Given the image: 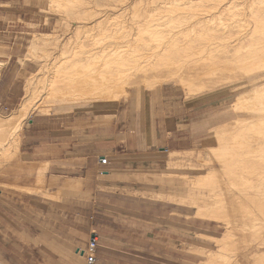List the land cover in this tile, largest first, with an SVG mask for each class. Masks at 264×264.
Instances as JSON below:
<instances>
[{
    "label": "bare ground",
    "instance_id": "bare-ground-1",
    "mask_svg": "<svg viewBox=\"0 0 264 264\" xmlns=\"http://www.w3.org/2000/svg\"><path fill=\"white\" fill-rule=\"evenodd\" d=\"M74 2L75 0H48L49 7L59 8L60 11V8L64 11L70 6L74 8ZM147 2L154 3L149 6H153V9L150 8L151 13L145 11L146 9L143 10L147 12L146 15L142 14L143 16L138 13L141 18L134 16L137 11L132 13L133 18L131 17L129 22L124 18L119 19L120 17L112 19L111 15L107 16L104 22L114 25V28L96 30L90 25V29L83 32L93 44L104 43L105 46L106 43L107 46L92 48L89 44L88 46L91 47L89 50L87 48V51L79 52L77 45H73L70 51H62L57 60L52 62L51 67L47 68L50 71L48 70L49 76L46 79L44 78L47 69L42 70L41 74L37 73L38 71L32 72L27 77L24 86L25 96L22 101L9 115L0 116V165L18 155L22 127L43 99L35 101V98L39 96L38 92L31 91L34 88L37 89L35 83L42 74L43 83H40L39 87L48 90L45 96L53 95L62 101L91 98L95 102L113 103L117 102L122 94L127 96L129 87L133 86L137 87L138 94L144 95L147 90H153L164 82L176 79V83H179L184 90L194 92L225 82L228 77L222 75L226 73L233 74L230 77L237 79L262 73L249 82L250 89L240 93L232 102L234 110L241 107L246 112V116L230 117L213 127L210 130L214 132L213 139L209 137L212 142L204 144L203 148L173 150L168 153L169 165L185 162L190 167H194L195 161H201L203 163L200 165L210 166L206 173L195 177L188 176L190 181L188 188L177 195L182 200L188 201L189 206L195 207V216L214 221L222 219L226 221L228 230L223 236L211 237L216 241L218 249L214 253L208 252L207 256L205 255L207 258L205 262L207 264L229 262L224 251L231 248V242L236 240L243 227L247 225L241 219L253 217L252 219L258 220L260 215H263V212L259 211L264 206L256 203L264 201V168L260 166L261 161L264 160V0H159V2L138 0V3H131V6L136 7ZM154 10L156 11L152 12ZM233 27L238 29V35H235L236 32L233 33L235 31ZM230 30L232 33H228V39L230 34L235 35L233 40L236 44H231L229 41L227 43L225 40L227 35H220V38L222 37L221 39L226 42L224 45L215 44L208 37V43L207 40L204 43L206 37L203 41L199 38V36L204 37L203 34L207 31H214L216 35L218 31L226 33ZM115 32L120 36L116 37ZM191 33H194V36H190ZM213 33L210 39H217V36L213 38ZM48 36V34L34 35L28 44L29 53L35 56L37 50H44V45L52 40L53 35ZM108 38H117L120 42L116 43L117 46L112 45L114 42L110 44ZM192 38L195 44H198L199 38L203 45L199 43L201 45L198 47L199 51L197 49L193 52L192 48V52L182 55L183 52L179 51V42L190 43ZM107 43L115 47H109ZM41 56H39L40 59ZM180 57L185 58L182 60ZM180 68H184V71H180ZM242 84L243 82H238L234 86ZM243 137L248 138L249 141ZM238 138L245 142L243 143L240 139L241 142L239 140L236 142L235 139ZM252 142L256 144L253 145ZM244 147L249 150H247L248 154L256 153L259 156L253 154L255 158L257 157L256 159L250 157V160L249 158L243 160L239 159L240 157H234L236 153L231 154L238 153L239 149ZM203 152L205 155L202 154ZM258 162L261 164L259 165ZM214 164L219 166L215 167ZM38 169L37 182L43 183L45 165H41ZM260 169L262 171H259ZM206 186L212 187L208 189V193L202 191ZM195 187L200 190L195 191ZM234 188L238 189V194L233 191ZM27 189L30 190V187ZM248 189L252 192L250 193ZM210 192H213V195ZM169 197L172 198L170 195ZM228 200L231 204L226 203ZM242 201L249 203H242ZM250 202H255L256 205ZM83 249L78 247L75 255L83 258L77 251ZM232 262V264H238L236 261Z\"/></svg>",
    "mask_w": 264,
    "mask_h": 264
},
{
    "label": "rangeland",
    "instance_id": "rangeland-1",
    "mask_svg": "<svg viewBox=\"0 0 264 264\" xmlns=\"http://www.w3.org/2000/svg\"><path fill=\"white\" fill-rule=\"evenodd\" d=\"M134 2L138 3V0H75L73 5L74 8L70 6L66 8V11H64L63 8H60V11L59 8H56V10L55 8L53 9L52 7H49L48 0H0V63L1 69L6 67L5 73L8 77L11 76V81L9 82L10 87L8 86L9 88L3 91L5 95L7 93L8 103L6 105L0 103V116L5 117L9 115L11 111L14 110L22 101L25 96L24 86L26 84L27 77L32 72L38 71L37 73L41 74L43 72L42 70H46L48 67H51L52 62L57 60L62 51H70L73 45H77V50L79 52L87 51V48L89 50L91 48L88 46L89 44H91L90 46H92V48L107 46L106 43L105 46L104 43L95 45L91 40H89V38H86V34H84L83 32L87 29H90V25L94 26V29L96 30L100 28H103L105 30L112 29L114 28V25H109L108 23L104 22V19L107 16L112 15V19H117V17H120L119 19L124 18V20L129 22L131 17L133 18V14L136 11L137 13H135L134 16L137 15V18L138 16L141 18V16L146 15L147 13L143 12V10L146 9L145 11L149 12L150 8L151 10L153 9V6L149 7L151 5H154V3L152 2H149L150 4L147 2L146 4L136 7L131 6V3L134 4ZM155 2H159V0H155ZM146 5H148V7ZM155 11L156 10L152 12ZM138 13H140L141 16ZM98 23L100 25L99 27ZM234 28L235 31L233 33L236 32L235 35H238V29L236 27H233V30ZM9 31L13 32L9 33ZM231 31L232 30L226 32L227 34L225 32L221 33V31H218L217 33L215 31V33H217L218 35H215L213 33L214 31H207L203 34L204 37L199 36V38L200 41L201 39L203 41V39L206 37V39H204L203 41L204 43L208 37L209 40L213 43L215 42V44L224 45V43H228V41L231 44H236V41L233 40L235 35L230 34L231 36H233L232 38L230 36V39H228V33H230ZM115 33L116 34L114 35H116V37L120 36L119 34H117V32ZM212 33L213 38L217 36V39H210L212 38ZM46 34L49 35L48 37L53 35L52 40L48 41L44 45V50H37V54L35 56L32 53L30 54L28 44H30L33 36H46ZM220 35H227L225 38V40L227 41L225 42V40L221 39L222 37L220 38ZM190 36H194V33H191ZM199 38L197 41L198 44H195L193 38L191 39L190 43H188L187 41H180L179 51L183 52L182 55H187L189 52H192V48L193 52H196L198 47H201V45H203L202 42L199 41ZM108 39V42H111L110 44L114 42L112 45L117 46V44L120 42V40H117V38ZM9 40L10 43L13 42V44H8ZM209 40H207V43ZM180 43H183V45H181ZM191 43L193 44L187 46L185 45ZM199 43H201V45ZM112 45L109 46L108 44L109 47H115ZM199 50L200 49H198V51ZM43 54L45 56H43ZM37 55H42L41 59ZM184 58L185 57H183V59ZM181 67L183 66L181 65ZM180 69V71H184V68ZM48 70L49 69L46 70L47 74L45 73V78L43 77V74L39 76L40 79L38 80L39 83L37 82L38 85L37 83H35V87L37 89L34 88L33 90H31L34 93L38 92L39 96L35 98V101H38L39 99L41 100L42 98L43 99L40 101L42 103L39 102L36 108L31 112L29 118L33 116L34 112L47 113L49 112L50 107L58 104L67 105L94 102V99L91 98L62 101L60 98H55V96L53 95L52 97L50 95L45 96L44 94L48 90L40 89L41 87H39V85L40 83H43V78L46 79V77L49 76L48 72L50 70ZM261 74H255L252 76L237 79L235 77L231 78V75L233 74L230 75L229 73H226L222 75L228 77V80H226L225 82H219L213 87L204 88L203 90L200 89L194 92H188L184 90L179 85V83H176V79L164 82L155 87V89L153 88V90H147L144 95L138 94L137 87L128 86L130 90H128V95L123 96L122 94V97L120 96V99L118 101L127 102L130 98H134L138 104H141L147 93H153L156 90L164 87L168 91L172 90L174 93H176L175 95L181 94V96L185 98L206 95L212 97L216 96V100L226 101L224 103V107H227V109L231 111V118H242L246 116V112H244L241 107V110L239 108V110H234L232 102L235 101L236 97L240 93H243L250 89L251 87L249 82L260 76ZM238 82H243V84L235 87L234 84ZM47 98L48 100H46ZM26 123L27 121L25 122V124ZM233 126L236 127L234 124ZM212 134H214L213 131H211V133L208 134V137L197 144L194 148L197 150L200 147L203 148L204 144L211 143L213 139L212 136H214ZM210 136L212 139L209 138ZM240 138L235 139L236 142L243 140ZM246 140L249 141L248 138ZM244 142L245 141L243 140V143ZM252 143L253 145L256 144V142ZM247 150L248 149L244 147L242 149H239L238 153L232 152L231 154L234 155L236 153L234 157L237 156L238 158L240 157L239 159L243 160H246L245 158H249L248 160H250V157L253 158L256 153L248 154ZM202 154L205 155L204 152ZM242 154H244V156ZM256 156L258 157L259 154H256ZM15 157L13 159H15ZM13 159L4 162L3 165H0V193L3 194V200L7 201L15 199H32L50 201L61 199L60 191L54 193H51L49 191L50 184L46 183L45 178L43 183H38L36 180L35 185L33 186V188H30V190L27 188L19 187L14 183L10 184V178L5 176V173L7 172L9 165L11 164V161ZM98 159L100 161L102 158L100 157ZM263 162L261 161L262 164L258 162V164H261L260 166L264 168ZM101 163L104 164V162ZM194 163V167H190L185 162H177V164L169 165L165 157V161L154 162V164L147 162L148 165L158 166L157 170L135 173L132 174L131 177H125L123 182H119L120 185H129L133 187L134 190L122 189V194L116 195L115 201L117 202V205L120 206L118 208L119 210H121L123 224L121 226H118L117 232L119 234V237L117 242L102 240V238H100L99 245L96 250L97 264H103L99 263V256L100 254H103L105 250H108L109 253L115 252V255L113 256L112 254L111 258L112 263L115 262V264H207L205 260L207 259L206 256L208 252L214 253L218 249L216 241L211 237L223 236L224 232L228 230V227L225 225L226 221L223 219L214 221L195 216V207L191 205L189 206L188 201L182 200L177 195V193L179 194L183 193V191L185 192V189L188 188V185L190 183L188 179L190 176L195 177L196 175H200L201 173H206L209 171L210 166L200 165L203 162L195 161ZM214 166L218 167L219 165L214 164ZM259 171H262V169H260ZM102 172L103 171H100L98 173L99 178H104ZM11 180H13V178H11ZM80 188L81 184L79 182H74L70 186H68V189L73 190L71 195L73 196L74 200H81V193L79 192ZM210 188L212 187L206 186L204 187V189H202V191L208 193V189ZM194 189L195 191L200 190L197 189V187H195ZM248 190L250 191V193L252 192L250 189ZM233 191L237 194L239 192L237 188H234ZM28 193L35 195H28ZM210 193L211 195H213V192ZM163 195L165 196V198ZM169 195L172 198H170ZM100 196V194L91 193V202L96 201L97 204V202H100L98 201L100 200ZM173 197L175 198L173 199ZM226 203L231 204V201L228 200L226 201ZM242 203L249 202L242 201ZM252 204H255V202H253ZM256 204H261L264 206V201ZM34 211H38V209H35ZM39 211H42L43 214L46 215L44 216L43 221L47 224L46 227L48 228V224L50 221V209L48 207H43ZM96 211V208L92 209V212H95L94 216H96ZM259 212H263V215H260L261 217L258 220L252 219L253 217H244L243 219H241L242 221L247 223V225L243 227L244 229L240 232V234H238L236 240L234 242H231V248L224 251L226 259L231 262L230 264L233 263L232 261H236L238 264H264V207ZM242 221H240V223L243 224ZM261 225H263L262 229ZM92 227L94 228L92 229L93 231H99L96 221L93 222ZM78 228V226H75V234L69 235L70 238L68 239H71L69 241V243H71V246L67 248V250H65L68 252V254L65 256V260L67 259L70 264H84L83 258H79L77 255H75V252L78 247H85L89 235H85V238L83 240H80L76 231V229ZM163 231L169 234V248H167V242H164V245H162L161 237ZM73 237L74 244L76 246H74L72 243ZM65 242V240L59 239V246L62 243L64 244ZM35 244V248L29 249L30 254L28 256H24L22 258H13V261L17 264H35L36 260L42 258L43 264H49L51 254L50 242L48 240H42L40 244L38 242H35ZM39 249H41V251ZM229 262H225L222 264H229Z\"/></svg>",
    "mask_w": 264,
    "mask_h": 264
},
{
    "label": "crops",
    "instance_id": "crops-1",
    "mask_svg": "<svg viewBox=\"0 0 264 264\" xmlns=\"http://www.w3.org/2000/svg\"><path fill=\"white\" fill-rule=\"evenodd\" d=\"M5 69L0 70L3 105L8 103L3 91L11 81ZM175 94L162 87L147 93L141 104L130 98L127 102L58 104L47 113L34 112L22 127L18 155L5 176L10 184L33 188L38 168L45 165L43 177L50 184L49 191H60L61 199L6 201L0 193V264H17L13 258L28 256L35 242L42 240L50 242L49 264H70L65 260V250L71 246L69 235L75 234L78 226L77 235L83 240L93 231L95 221L99 241L117 242V229L123 222L115 198L122 189L134 190L119 182L135 173L157 170L158 166L147 162L165 161V157L167 161L169 151L193 149L213 127L232 116L224 107L226 101L216 100V96L185 98ZM100 157L106 158L104 164ZM100 171L104 178H99ZM74 182L81 184V200H74L73 190L68 189ZM91 193L100 194V202H91ZM43 207L50 209L48 228L43 221L46 215L39 211ZM59 239L67 243L59 246ZM161 241L169 248L168 233L163 231ZM72 243L76 246L74 237ZM112 254L115 252L105 250L99 263L115 264ZM35 264H43L42 258Z\"/></svg>",
    "mask_w": 264,
    "mask_h": 264
},
{
    "label": "built area",
    "instance_id": "built-area-1",
    "mask_svg": "<svg viewBox=\"0 0 264 264\" xmlns=\"http://www.w3.org/2000/svg\"><path fill=\"white\" fill-rule=\"evenodd\" d=\"M101 162H105V158L101 157ZM98 235L92 231L87 239L86 245L83 250H77L83 257L84 264H97L96 250L98 248Z\"/></svg>",
    "mask_w": 264,
    "mask_h": 264
}]
</instances>
